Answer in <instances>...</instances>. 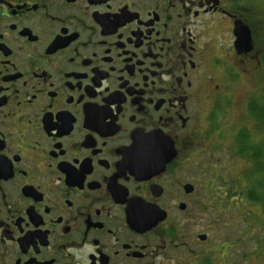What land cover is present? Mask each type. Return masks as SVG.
Here are the masks:
<instances>
[{
    "label": "flooded vegetation",
    "instance_id": "flooded-vegetation-1",
    "mask_svg": "<svg viewBox=\"0 0 264 264\" xmlns=\"http://www.w3.org/2000/svg\"><path fill=\"white\" fill-rule=\"evenodd\" d=\"M261 72L264 0H0V264H250Z\"/></svg>",
    "mask_w": 264,
    "mask_h": 264
},
{
    "label": "trees",
    "instance_id": "trees-1",
    "mask_svg": "<svg viewBox=\"0 0 264 264\" xmlns=\"http://www.w3.org/2000/svg\"><path fill=\"white\" fill-rule=\"evenodd\" d=\"M263 79V86L261 88V101L252 103V112L257 119L258 122L261 123V127L264 128V73L261 76ZM258 146V145H257ZM255 147L254 152V165L253 172L251 177H247V183L240 190L242 192L240 204L246 206L247 209L249 207L255 209V223L256 226L264 224V220L260 221L259 219H264V151H262L261 147ZM249 178V179H248ZM242 209V206L240 205ZM254 211L253 209H249ZM261 229V227H258ZM261 252L264 253V239L261 244ZM261 264H264V260Z\"/></svg>",
    "mask_w": 264,
    "mask_h": 264
},
{
    "label": "snow or ice",
    "instance_id": "snow-or-ice-1",
    "mask_svg": "<svg viewBox=\"0 0 264 264\" xmlns=\"http://www.w3.org/2000/svg\"><path fill=\"white\" fill-rule=\"evenodd\" d=\"M198 14L199 13H197V15ZM165 139L166 138L162 137V135L150 132L144 135L142 139L138 140L130 151L139 153L145 165H155L160 161V157L163 153L175 147L172 142L165 143ZM145 207L147 208L148 206Z\"/></svg>",
    "mask_w": 264,
    "mask_h": 264
},
{
    "label": "rangeland",
    "instance_id": "rangeland-1",
    "mask_svg": "<svg viewBox=\"0 0 264 264\" xmlns=\"http://www.w3.org/2000/svg\"><path fill=\"white\" fill-rule=\"evenodd\" d=\"M255 74V73H254ZM261 76H262V72H261ZM263 79L258 76V74L256 73L255 74V77L253 78H241L240 79V82L242 85L244 86H251L252 84H256V82H263L262 81ZM238 96L236 95L233 99V104H234V116H238V111L240 110L241 108V102L238 101ZM259 137H257L258 139ZM223 158L226 160V155L223 154ZM242 206V209H247L246 206H244L243 204H240ZM249 209H253L254 212H255V209H257V207H254V208H251L249 207ZM260 221L264 220V219H259ZM256 225V223H255ZM258 227H261V229H258ZM251 237L248 238L246 237L245 239V244L243 245V247H245V251H249L251 250L252 252L255 253V251H257V255L259 254V251H260V247H261V244H262V241L264 239V224L262 226V224L258 225L255 227V230H253L252 232H250ZM255 236V239L253 241V237ZM256 244V246H255ZM253 246H255V248H253ZM255 256L254 260L250 262V264H255V260H256V257L258 258L257 259V264H261L262 263V260H261V257L259 256Z\"/></svg>",
    "mask_w": 264,
    "mask_h": 264
}]
</instances>
